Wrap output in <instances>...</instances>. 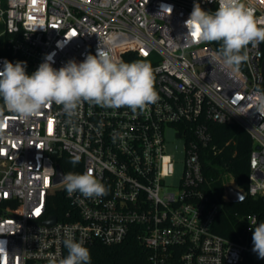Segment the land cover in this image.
I'll use <instances>...</instances> for the list:
<instances>
[{
  "label": "built area",
  "instance_id": "2783aa9c",
  "mask_svg": "<svg viewBox=\"0 0 264 264\" xmlns=\"http://www.w3.org/2000/svg\"><path fill=\"white\" fill-rule=\"evenodd\" d=\"M197 2L209 12L218 7L215 0H0V70L5 59L24 61L30 75L49 55L59 69L95 55L101 43L117 60L135 54L148 62L159 97L136 112L83 102L72 117L55 103L27 120L4 108L0 242L8 255L0 264H58L69 237L85 247L135 237L147 264H244L248 257L264 264L247 242L215 232L222 204L209 193L214 177L205 169H218L214 160L223 153L211 126L238 125L253 142L245 192L264 196V117L253 107L264 83V43L249 45L234 73L218 55L221 42L184 40ZM243 3L264 26V0ZM169 131L183 141L179 177ZM61 162L70 173L91 170L107 194L69 195L63 181L55 183L58 167L69 173ZM56 196L61 217L50 214ZM52 216L57 222L45 224ZM257 219L248 216L247 231Z\"/></svg>",
  "mask_w": 264,
  "mask_h": 264
},
{
  "label": "clouds",
  "instance_id": "9594fccd",
  "mask_svg": "<svg viewBox=\"0 0 264 264\" xmlns=\"http://www.w3.org/2000/svg\"><path fill=\"white\" fill-rule=\"evenodd\" d=\"M214 12L205 11L194 3L189 17L184 21L187 33L184 40L190 43L221 42L218 55L225 64L238 72L248 60L247 48L264 43V26L258 25L254 10L246 7L243 0H215ZM165 8V13H170ZM47 56L36 71L26 72V62L15 63L5 59L0 70V99L3 108L21 120L38 116L41 111L55 103L62 105L69 117L76 114L83 102L104 108L127 107L133 112L155 104L159 97L154 88L152 66L144 61L124 62L117 60L101 43L96 54H87L82 62L69 60L59 69L52 66ZM255 112L264 117V90L254 93ZM2 114V113H0ZM79 158L70 162L78 163ZM69 195L79 192L86 198L102 197L107 189L92 173H68L63 175ZM68 250L58 264H91L90 250L83 241L69 237L63 241ZM252 251L264 259V223L254 227ZM8 253L0 242V258Z\"/></svg>",
  "mask_w": 264,
  "mask_h": 264
},
{
  "label": "trees",
  "instance_id": "16d2710c",
  "mask_svg": "<svg viewBox=\"0 0 264 264\" xmlns=\"http://www.w3.org/2000/svg\"><path fill=\"white\" fill-rule=\"evenodd\" d=\"M221 45L217 46L220 49ZM137 61L135 54L127 55L126 62ZM243 63L241 65V68ZM264 90V83L261 86ZM5 110L3 101L0 99V113ZM215 136V142L223 153L214 160V166H206L209 175H213L214 182L210 184L208 190L215 201L222 204L220 213L215 221L214 230L216 233L238 242H247L253 248L252 235L254 227L259 223H264V196L253 198L248 196L242 203H226L224 197L223 172H229L235 182L244 190L249 187V176L251 173L250 157L253 149V142L250 135L240 126L214 124L211 126ZM231 141L230 146L226 143ZM69 161L73 159H69ZM65 171L69 172L66 164L61 162ZM56 196L55 202L51 205L50 214L58 217L62 216L63 209ZM256 215L257 222L248 230L249 223L246 221L248 216ZM90 250L91 264H147L148 253L135 237H131L125 243L116 246H105L95 244L87 247ZM68 254L66 249L65 257ZM244 264H257L251 257H248Z\"/></svg>",
  "mask_w": 264,
  "mask_h": 264
},
{
  "label": "water",
  "instance_id": "95a60500",
  "mask_svg": "<svg viewBox=\"0 0 264 264\" xmlns=\"http://www.w3.org/2000/svg\"><path fill=\"white\" fill-rule=\"evenodd\" d=\"M58 176L55 179V183L62 182L64 172L61 167H58ZM224 180V197L223 201L226 203H242L247 199V193L242 189L234 180L233 176L225 171L223 175ZM57 222V217L52 216L44 223L47 225H54Z\"/></svg>",
  "mask_w": 264,
  "mask_h": 264
},
{
  "label": "rangeland",
  "instance_id": "374dc122",
  "mask_svg": "<svg viewBox=\"0 0 264 264\" xmlns=\"http://www.w3.org/2000/svg\"><path fill=\"white\" fill-rule=\"evenodd\" d=\"M151 60H155L157 61V58L152 57ZM167 139L169 141L168 144V148L170 151L176 152L180 161H179V165L177 168V177H179L181 175V168L183 166V157H184V153H183V141L182 140H178L176 138H174L173 136V132L169 131L167 134Z\"/></svg>",
  "mask_w": 264,
  "mask_h": 264
}]
</instances>
